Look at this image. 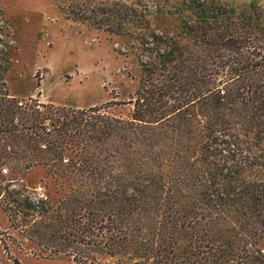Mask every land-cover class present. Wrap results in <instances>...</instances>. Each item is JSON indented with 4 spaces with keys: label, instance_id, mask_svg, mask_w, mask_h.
<instances>
[{
    "label": "trees",
    "instance_id": "obj_1",
    "mask_svg": "<svg viewBox=\"0 0 264 264\" xmlns=\"http://www.w3.org/2000/svg\"><path fill=\"white\" fill-rule=\"evenodd\" d=\"M91 1L56 6L135 39L138 88L123 118L0 80V181L43 170L25 237L72 264H264V8L182 0L169 35L150 30L155 0Z\"/></svg>",
    "mask_w": 264,
    "mask_h": 264
},
{
    "label": "rangeland",
    "instance_id": "obj_2",
    "mask_svg": "<svg viewBox=\"0 0 264 264\" xmlns=\"http://www.w3.org/2000/svg\"><path fill=\"white\" fill-rule=\"evenodd\" d=\"M100 1L104 0L91 2ZM181 1L155 0L150 5V30L173 34L180 24L174 13ZM218 1L254 2L264 8V0ZM56 2L0 0V80L8 94L17 99L39 96L43 102L80 109L111 105L107 113L127 117L131 105L116 103L128 102L138 88L136 40L67 19ZM43 181L41 168L27 172L22 181H0V264H72L63 255L45 257L47 252L25 237L21 205L26 198L36 202L34 188L46 192ZM49 192L57 197L52 185ZM259 247L264 252V241Z\"/></svg>",
    "mask_w": 264,
    "mask_h": 264
},
{
    "label": "built area",
    "instance_id": "obj_3",
    "mask_svg": "<svg viewBox=\"0 0 264 264\" xmlns=\"http://www.w3.org/2000/svg\"><path fill=\"white\" fill-rule=\"evenodd\" d=\"M8 170L6 168H2L1 169V174L2 175H8ZM34 191H35V194L38 195V197H43L44 193L42 192L43 191V188L42 187H37V188H34Z\"/></svg>",
    "mask_w": 264,
    "mask_h": 264
}]
</instances>
